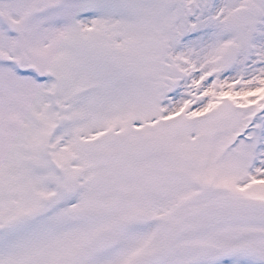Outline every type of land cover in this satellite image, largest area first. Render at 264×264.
<instances>
[{"label":"rangeland","instance_id":"374dc122","mask_svg":"<svg viewBox=\"0 0 264 264\" xmlns=\"http://www.w3.org/2000/svg\"><path fill=\"white\" fill-rule=\"evenodd\" d=\"M163 134L182 151L160 169L177 195L212 179L264 199V0H0V264H124L145 233L83 256L77 186L116 183L134 201ZM57 182L76 203L19 223Z\"/></svg>","mask_w":264,"mask_h":264},{"label":"water","instance_id":"95a60500","mask_svg":"<svg viewBox=\"0 0 264 264\" xmlns=\"http://www.w3.org/2000/svg\"><path fill=\"white\" fill-rule=\"evenodd\" d=\"M214 213L212 217L200 216L193 221L174 226L162 243L134 264H193L237 255L253 256L264 262V231H209L219 222L238 217L233 212L227 215H220L217 211ZM198 232L200 239L187 241ZM113 239L112 232H102L89 243L90 254L95 255L107 250Z\"/></svg>","mask_w":264,"mask_h":264},{"label":"bare ground","instance_id":"6f19581e","mask_svg":"<svg viewBox=\"0 0 264 264\" xmlns=\"http://www.w3.org/2000/svg\"><path fill=\"white\" fill-rule=\"evenodd\" d=\"M241 93H243V91H240ZM264 219V217H263ZM251 227H255V228H259V229H264V224H261V225H249ZM230 227H237V224L235 225H231V226H228V225H223L217 229H227V228H230ZM246 227V226H245ZM212 231H216V230H212ZM194 239H200L199 235L197 234V236H194L193 240Z\"/></svg>","mask_w":264,"mask_h":264}]
</instances>
